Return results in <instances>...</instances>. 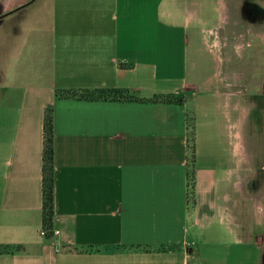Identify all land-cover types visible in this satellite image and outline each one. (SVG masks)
Segmentation results:
<instances>
[{
	"label": "crops",
	"instance_id": "1",
	"mask_svg": "<svg viewBox=\"0 0 264 264\" xmlns=\"http://www.w3.org/2000/svg\"><path fill=\"white\" fill-rule=\"evenodd\" d=\"M30 1L0 0L26 4L0 19V264H264V129L238 131L214 0ZM101 90L133 100L60 97Z\"/></svg>",
	"mask_w": 264,
	"mask_h": 264
},
{
	"label": "rangeland",
	"instance_id": "2",
	"mask_svg": "<svg viewBox=\"0 0 264 264\" xmlns=\"http://www.w3.org/2000/svg\"><path fill=\"white\" fill-rule=\"evenodd\" d=\"M212 9L213 33L219 37L228 34L229 40L243 43L238 49L240 54L232 45L222 47L220 44L218 49L223 53V68L228 65L230 71L237 72L238 77L235 78L231 71V79L235 82L234 89L238 90L234 95L235 110L241 118L238 131L245 142H250L253 132L261 135L264 129V40L262 36L255 35L264 33V0H214ZM5 12L7 10L0 5V15ZM4 21L0 20V30ZM238 33L244 34L243 39ZM227 55L229 60H226Z\"/></svg>",
	"mask_w": 264,
	"mask_h": 264
},
{
	"label": "trees",
	"instance_id": "3",
	"mask_svg": "<svg viewBox=\"0 0 264 264\" xmlns=\"http://www.w3.org/2000/svg\"><path fill=\"white\" fill-rule=\"evenodd\" d=\"M63 98H78V99H125L133 100V97L125 95L123 91L118 90H101L95 93L85 91H63L60 93ZM179 98L171 96H157L147 102H178ZM44 152H43V213H42V228L46 232V237H52L53 229V177H52V115L51 109H47L44 120ZM191 153L194 154V137L193 130L190 139Z\"/></svg>",
	"mask_w": 264,
	"mask_h": 264
},
{
	"label": "water",
	"instance_id": "4",
	"mask_svg": "<svg viewBox=\"0 0 264 264\" xmlns=\"http://www.w3.org/2000/svg\"><path fill=\"white\" fill-rule=\"evenodd\" d=\"M31 1H32V0H31ZM31 1H30V2H31ZM24 6H26V4H25V5H22V6H20V7H17L16 9H14V10L8 12V13H5V14L0 15V19L3 18L4 16L8 15L9 13H11V12H13V11H16V10H18V9L24 7Z\"/></svg>",
	"mask_w": 264,
	"mask_h": 264
},
{
	"label": "built area",
	"instance_id": "5",
	"mask_svg": "<svg viewBox=\"0 0 264 264\" xmlns=\"http://www.w3.org/2000/svg\"><path fill=\"white\" fill-rule=\"evenodd\" d=\"M56 233H57V231H55L54 229H52V235L53 234H56ZM41 235L46 236V232L44 230H42Z\"/></svg>",
	"mask_w": 264,
	"mask_h": 264
}]
</instances>
